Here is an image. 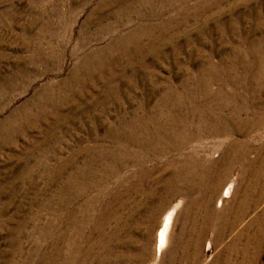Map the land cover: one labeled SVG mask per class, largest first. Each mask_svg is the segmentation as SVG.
<instances>
[{
	"label": "rangeland",
	"instance_id": "374dc122",
	"mask_svg": "<svg viewBox=\"0 0 264 264\" xmlns=\"http://www.w3.org/2000/svg\"><path fill=\"white\" fill-rule=\"evenodd\" d=\"M0 264H264V0H0Z\"/></svg>",
	"mask_w": 264,
	"mask_h": 264
},
{
	"label": "bare ground",
	"instance_id": "6f19581e",
	"mask_svg": "<svg viewBox=\"0 0 264 264\" xmlns=\"http://www.w3.org/2000/svg\"><path fill=\"white\" fill-rule=\"evenodd\" d=\"M164 228V226L162 227V229ZM167 228H164L163 230H162V232H160L158 235H157V240H158V247H162V246H164V244H165V241H166V230Z\"/></svg>",
	"mask_w": 264,
	"mask_h": 264
}]
</instances>
